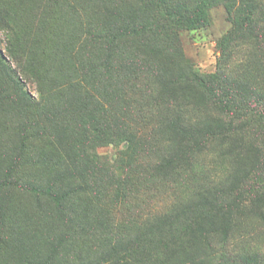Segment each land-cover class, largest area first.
Wrapping results in <instances>:
<instances>
[{
  "label": "rangeland",
  "instance_id": "obj_1",
  "mask_svg": "<svg viewBox=\"0 0 264 264\" xmlns=\"http://www.w3.org/2000/svg\"><path fill=\"white\" fill-rule=\"evenodd\" d=\"M245 2L39 0V11L33 0H0V12H7L0 17V56L6 60V73L0 72V156L17 143L23 104L9 74L30 99L40 102L25 112L35 124L31 133L50 120L61 123L80 163L89 168L83 181L88 188L70 199L79 224L50 264H239L241 256L253 254L264 264V221L256 215L264 213L263 190L219 193L245 172L249 183L258 175L263 184L264 169L255 174L249 152L242 149V159L232 157L225 152L235 143L217 138L207 151L156 171L186 142L182 133L172 132L178 111L200 121L218 112L194 111V97L173 105L158 91L151 71L166 66L228 77L250 59V67L259 72L249 25L264 36V0ZM108 5L121 14L109 22L104 41L117 59L131 63L122 79L108 78L99 66L94 70L101 50L83 34L78 41L81 26L89 21L104 29L102 7ZM44 6L51 11L40 28ZM147 47L167 58H150ZM39 88L45 91L42 97ZM257 132L251 128L245 135L252 139ZM26 151L31 165L25 171L39 176L51 167L43 137L29 140ZM8 196L20 219L15 232L25 242L39 236L48 240L70 227L55 219L47 200L42 199L39 210L30 194L8 189ZM235 198L240 204L230 214L229 235L223 240L214 230ZM0 264L13 263L0 253Z\"/></svg>",
  "mask_w": 264,
  "mask_h": 264
},
{
  "label": "trees",
  "instance_id": "obj_2",
  "mask_svg": "<svg viewBox=\"0 0 264 264\" xmlns=\"http://www.w3.org/2000/svg\"><path fill=\"white\" fill-rule=\"evenodd\" d=\"M235 1V0H234ZM243 4L246 0H237ZM246 3V2H245ZM32 7L41 11L39 0H33ZM256 7V5H254ZM255 8H253L254 10ZM252 10V12H253ZM48 11L51 9L44 6L42 10V19L40 28L45 25ZM130 11V10H129ZM102 13L106 19L104 29L96 25V22H88L86 26H81V34L78 41L81 42L82 34L85 35L86 42L97 46L102 57L97 60V67L103 68L108 73V78L116 79L124 77V70L130 62L127 58L115 57L116 51L112 50L109 42L104 41V35L107 26L111 20L120 16L119 9L108 5L102 7ZM129 13V12H128ZM7 15V12H0V17ZM2 26L4 23L1 24ZM60 30V29H59ZM251 38L254 41L255 57L261 62L259 72L250 66L253 62L248 59L242 63V67L234 76H200L196 73H184L180 68L172 70L166 66L151 71L150 77L153 83L158 87V91L168 97L173 105L179 101L181 105L186 100H193V110L200 114L209 112L214 108L218 114L211 120L185 119L179 114L172 121V132L179 136L181 133L186 138H182L183 149L176 152L175 155H168L163 159L157 168V173L167 171L174 167L179 161H187L197 152L207 151L208 145L215 139H220L222 144L235 143V147L227 149L225 153L232 157L242 159V149L245 153L251 155V167L255 174H261L264 169V36L255 33V28L249 25ZM63 33V31H62ZM9 51V48H8ZM148 56L152 59L167 58L157 48H148ZM5 58L0 56V72L6 73ZM99 62V63H98ZM165 64V62H164ZM80 68V65H79ZM81 70V68H80ZM14 88L19 91V98L23 102L20 109V121L18 123L17 143L11 148L5 150L0 159H3V166H0V253L10 260L13 264H50L58 252L62 249L72 236L75 224V218L72 213L70 199L81 192L84 185L83 181L88 176L89 168L80 163L79 157L75 152L73 143L69 141L68 129L62 127L61 123H47L49 126L39 127L35 134L30 129L34 127L33 120H27L25 116L27 108L33 106L39 107L40 102H34L21 89L19 81L8 74ZM77 82V78L75 84ZM127 81H125L126 83ZM72 83H70L71 85ZM38 93L43 95L45 91L40 89ZM49 94V91H48ZM195 102V103H194ZM176 106V105H175ZM179 106V105H178ZM41 113V110L37 108ZM257 128V135L249 139L245 133L247 130ZM36 136L46 139L48 151L46 157L52 162L51 167L45 169L43 175L36 176L33 173L25 171L28 165H31V157L27 155V143ZM1 139V135H0ZM2 144V143H1ZM0 144V147L2 146ZM54 160H57L54 162ZM55 167L52 168V164ZM60 167V168H58ZM258 175L254 176L252 183L248 182V172H245L240 178H233V182L226 188L220 189L219 193H241L247 189L248 193H260L257 188H261L264 193V182L259 185ZM5 187H7L5 189ZM86 188H88L86 186ZM5 189V190H4ZM8 189L19 190L30 194L34 199V205L40 210L42 199L47 200L55 219L63 227H68L65 232L58 233L48 240L42 239V236L33 238L32 241L25 242L16 232V225L20 222L13 208L9 204ZM4 190V191H3ZM7 190V191H6ZM240 202L235 198L231 204L225 206L227 213L224 214L219 227L214 230L227 239L230 226L229 217L233 209H238ZM86 215V212H84ZM259 219L264 221V213L256 214ZM226 217V218H225ZM86 220V218H83ZM193 230H191L192 232ZM197 231L202 232L201 227ZM40 244L43 250H40ZM239 264H260L258 255L241 256Z\"/></svg>",
  "mask_w": 264,
  "mask_h": 264
}]
</instances>
